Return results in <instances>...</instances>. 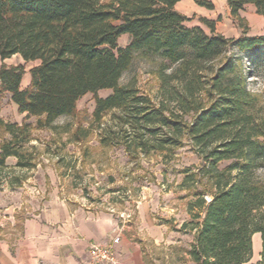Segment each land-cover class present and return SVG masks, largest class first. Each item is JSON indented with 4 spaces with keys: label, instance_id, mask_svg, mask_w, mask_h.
<instances>
[{
    "label": "trees",
    "instance_id": "obj_1",
    "mask_svg": "<svg viewBox=\"0 0 264 264\" xmlns=\"http://www.w3.org/2000/svg\"><path fill=\"white\" fill-rule=\"evenodd\" d=\"M180 1L0 0V61L19 56L38 63L24 89L23 67L2 65L0 95H9L25 119L36 118V129H51L57 119L73 116L77 101L90 94L92 122L116 112L114 125L101 129L99 145L121 146L128 156L160 153L167 159L188 143L200 164L181 172L179 188L191 198L190 220L177 231L195 232L190 261L264 264V106L247 89L238 62L225 56L230 48L256 52L264 37L227 39L188 28V19L174 10ZM193 1L211 9L205 0ZM226 2L233 18L247 6L264 17V0ZM122 36L129 42L119 47ZM135 59L159 60L157 101L134 80L120 83ZM100 91L111 93L101 98ZM0 134V189L5 182L19 187L10 180L6 160L15 158L16 169L34 168L26 148L31 126L0 116ZM254 234L261 241L256 262Z\"/></svg>",
    "mask_w": 264,
    "mask_h": 264
},
{
    "label": "rangeland",
    "instance_id": "obj_2",
    "mask_svg": "<svg viewBox=\"0 0 264 264\" xmlns=\"http://www.w3.org/2000/svg\"><path fill=\"white\" fill-rule=\"evenodd\" d=\"M205 2L211 5V9L197 5L193 0H181L174 10L188 19L186 27H199L209 36L221 35L227 39H238L242 35L264 37V19L251 7H245L239 18H233L226 0ZM204 22L211 24L212 32ZM128 42L129 37L122 36L117 44L124 47ZM225 56L233 57L238 62L247 89L258 95L264 106V47L248 54L230 48ZM37 64L26 63L19 56L0 61V67H23L21 89L29 84V70ZM158 64V59L152 62L135 59L130 69L122 75L120 83L125 85L134 80L142 94L157 101L160 81L155 72ZM110 93L100 91L97 95L103 98ZM93 109L92 96L85 95L77 101L73 116L57 119L51 129H36V118L25 119V115L18 113L9 95H0V116L4 121L30 124L31 141L26 148L34 157V168L30 170L16 169L14 160L7 161L8 168L12 169L10 180L20 186L10 190L5 187V191L0 192V221L4 219V204L22 202L30 196L41 203L48 193L53 192L69 203L81 204L117 217L121 222L120 234L140 241L152 264H194L187 251L193 243L195 232L189 231V228L178 232L175 227L190 220L186 206L191 198L187 191L179 188L183 179L181 172L199 166L200 158L186 142L181 148L173 150L167 159L160 153L128 156L121 146L101 147L98 140L101 129L114 125L112 115L116 112L107 113L97 124L92 122ZM84 131L87 133L83 138ZM224 166L222 164L220 168ZM14 197L16 199L12 200ZM138 208L148 209L154 224L166 225V228L178 233V243L155 244L140 233ZM120 234L116 236L119 239ZM252 256H257L256 247H252Z\"/></svg>",
    "mask_w": 264,
    "mask_h": 264
},
{
    "label": "crops",
    "instance_id": "obj_3",
    "mask_svg": "<svg viewBox=\"0 0 264 264\" xmlns=\"http://www.w3.org/2000/svg\"><path fill=\"white\" fill-rule=\"evenodd\" d=\"M247 7L255 12L254 7ZM8 160L16 162L15 158L10 157L6 165ZM5 187L8 190L15 188L5 182L0 192L5 191ZM34 198L30 196L22 202L13 201L3 205L0 264H93L88 253L92 245L112 246L115 264H152L140 241L120 234L121 222L117 217L81 204L69 203L53 192L48 193L41 203ZM138 221V231L153 243H178V233L169 230L166 225L154 224L148 209L138 208ZM183 222L175 228L178 230ZM118 234L121 236L119 243L112 245ZM252 247H256L257 256H252L251 261L255 259L256 262L261 251L259 234L252 236Z\"/></svg>",
    "mask_w": 264,
    "mask_h": 264
},
{
    "label": "built area",
    "instance_id": "obj_4",
    "mask_svg": "<svg viewBox=\"0 0 264 264\" xmlns=\"http://www.w3.org/2000/svg\"><path fill=\"white\" fill-rule=\"evenodd\" d=\"M118 237L113 239L112 245L118 244ZM89 257L93 264H115L116 259L112 246L92 245L89 250Z\"/></svg>",
    "mask_w": 264,
    "mask_h": 264
}]
</instances>
